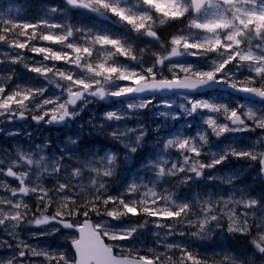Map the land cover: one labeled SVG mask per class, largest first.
<instances>
[{"label":"snow or ice","instance_id":"6c2138e0","mask_svg":"<svg viewBox=\"0 0 264 264\" xmlns=\"http://www.w3.org/2000/svg\"><path fill=\"white\" fill-rule=\"evenodd\" d=\"M79 9L114 16L134 33L156 41L159 50L152 51L151 60L145 61L146 50L139 49L138 57L126 37L77 27L70 13ZM157 20L159 25L187 20L180 30L187 34L171 36L166 46L154 30ZM0 43L18 50L11 56L5 54L6 60L0 64H22L41 85L13 84V74L0 76V119L11 122L30 117L38 125L66 126L75 123L88 104L120 98L121 107L104 112L102 123L94 119L88 123L120 143L126 150L125 160L142 148L147 130L142 123L128 129L109 122L127 121L154 102L171 110L161 116L179 120L200 115L206 125L194 135L177 131L162 138L156 158L145 165L153 178L147 183L139 176L125 180L122 191L116 189L115 195L109 191L108 181L117 174L119 155L102 149L101 156L87 141L70 137L69 146L53 156L45 154L47 145H37L34 152L17 148L14 156L0 158V190L7 193L0 195V228L16 241L15 247L0 242L10 252L0 256V264H36L33 258H38L39 264H256L258 257L264 264V215L258 217L255 212L257 208L264 211V192L259 199L239 188L226 198L213 192L181 199L171 189L157 190L159 182L171 178L176 181L174 187L190 186L189 193L205 180L220 179L233 185L235 175L225 179L205 171L229 158L258 162L264 175V136L245 146L235 138L236 133L264 132V0H62L34 22L0 18ZM23 50L40 59L27 61ZM116 57H124L128 63H120ZM189 57L196 62H189ZM165 70L170 75H164ZM258 81L260 86H249ZM201 89L218 96L190 98ZM226 89L231 90L229 97L243 93L246 102L232 107L221 102ZM164 92L184 94V103L178 106L182 111L172 110L171 97L157 99ZM210 134L231 142L220 141L223 146L218 151L205 152ZM172 149L175 159H171ZM202 154L210 156V161L203 162ZM8 177L14 178L16 187L7 183ZM46 177L52 178L51 188L45 186ZM32 196L35 211L26 200ZM131 217L142 221L126 223ZM224 221L228 233L251 236L250 256L224 253L210 257L196 251L194 244L166 239L178 234L202 240L217 229L223 230ZM150 222L157 229H167L163 237L159 231L154 233L163 251L136 246L138 234ZM25 223L37 228L52 226L51 232L31 233L35 239L61 229L76 232L71 239L74 252L32 246L19 239L16 229ZM178 226L190 231L177 233Z\"/></svg>","mask_w":264,"mask_h":264},{"label":"rangeland","instance_id":"374dc122","mask_svg":"<svg viewBox=\"0 0 264 264\" xmlns=\"http://www.w3.org/2000/svg\"><path fill=\"white\" fill-rule=\"evenodd\" d=\"M49 7L51 6L45 5V7L43 8V11H45ZM10 8L14 9L15 6L11 5ZM17 14L18 13L16 12L15 17ZM185 23L187 24V20H185ZM165 25H159V21L157 20L155 29H160L161 26H165ZM181 29H184V28L176 27L174 30V28L170 27L169 30H165L166 34L168 35L162 36V38H160V41L163 42L167 46V42L171 38V36L178 35V34H187V33H181L180 32ZM171 32H172V35L170 34ZM138 37L142 38L145 41V46L147 43V48L149 51L147 53L145 51L143 58L145 61H150L152 58L151 52L159 50L158 43L152 40L151 38H145L142 35H138ZM141 44L142 43L139 42V45ZM140 48H142V46H138V49ZM17 51L18 50L16 49L0 47V60H6L5 54H7L8 56H11L15 54ZM25 57L27 59V55H25ZM188 61L196 62V58L189 57ZM229 67L231 68V65ZM5 68H11L10 74H13L14 80L18 79L19 82L21 81L23 77H26V76H32L34 78V74L32 73L27 72V74H25V73H22L21 70H17L15 67V64H9L7 62L0 64V70L4 71ZM12 70H15L14 73L12 72ZM242 71L244 75H247L246 70H242ZM164 75H170V74L167 72V70H165ZM238 79H243V76H239ZM49 87L51 89V86ZM183 95L184 94L167 96V97H171L172 99V102H173L172 110L182 111L181 109H179L178 106L179 104L184 103ZM212 96L213 95L211 96H191L190 98L207 99ZM159 97L160 96H158L157 99H159ZM228 101L230 102L229 103L230 107L235 106L236 102L245 103L242 100L241 101L235 100L234 102H232L230 99H228ZM256 106L259 107L260 105L257 104ZM120 107H121L120 101H115L113 104H110V105H105L104 103H100V102L90 103L88 104L87 109L83 113H81V116L77 118L75 123L68 124L64 128L48 127L42 124L36 125L33 121L22 123V124H19V126H17V125H10L11 124L10 122L4 119H0V129H2L3 126H6L5 128L6 130L0 131V158H7L10 156H14L17 148L23 149L25 151L31 150L34 152L36 150L37 145H47L45 149V154L49 156H53V155H58L61 149H65L66 147L69 146L68 140L70 137L72 139L87 141V142H90L91 144H94L95 151L99 153V155L101 156L104 154V151H115L119 155L120 159L118 162L119 167L117 169V174L115 177L109 178V181H108V183L110 184L109 191L113 195H115L117 194L115 191L116 189H120L122 191L121 185L125 182V180H130V179H133L139 176L143 178L145 183H147L149 179L153 178L152 171L148 172L145 166L141 169H136V170L131 169L136 164L138 153L143 148V145L145 144V140L147 136L151 134V132H153V135L155 137L160 139V140H157V143L162 144L161 143L162 138L167 137L170 134L175 133L177 131H182L186 133L187 135H194L195 132L200 131L203 128H206V125L203 124V120L201 119L200 115H196L195 118L182 116L179 120H172L170 117L161 116L160 115L161 112L171 111V110L164 108L160 106L158 103L154 102V104L150 105L148 108L140 109L139 112L135 116H132L127 121L109 122L113 124L114 126L115 124L119 123L121 127H126L128 129L137 128L139 124L142 123L144 128L147 130V135L144 137L142 141V148L139 149L137 153L131 154L128 157V159L125 160L124 156L126 154V150L123 148V146L120 143L113 141L106 134H101L99 129L93 130L92 127L88 123L89 120H93V119H94V122L102 123L103 122L102 115L104 112L114 111ZM15 122H18V120H15ZM220 122H224L222 118L220 119ZM12 128H14L16 131H22V133L18 135H11V133H17V132L12 131ZM157 128H159V132L156 131ZM108 130L111 131V129H108ZM77 133H79V136L76 135ZM129 136H130V139H133V140L135 139L134 134L130 133ZM260 136H264V132H262L259 129H257L256 132H244V133L235 134V138H238L240 146H245L251 143L252 141H255ZM53 138H55V141ZM56 139L58 140V142H56L57 141ZM220 141H223V144H227L231 142V141L224 140L223 137L217 139L216 137L210 134L209 135V147L205 149V152L218 151V148L220 146H223V144H220ZM212 145H217V146H212ZM102 149L104 151H102ZM174 150L175 149L170 150L173 153L171 159H175ZM155 158L156 156L154 158L150 157V159H155ZM201 159L203 160V162L207 163L210 161V156H206L202 154ZM205 171H206V175L223 177L225 179H227L231 175H235L236 178L234 180L233 185L225 184L220 179H217L215 181L205 180L203 184L193 187V190L191 193L188 192V187L190 186H186L184 194L182 196H179L181 199H184L186 196H194L197 194H200L201 196H203V195H207L208 193H213V192H216L219 195H224L226 198L228 194H231V191L234 188H239L242 191H245L249 196L259 199L262 192H264L262 191V189L258 191V188L256 189L257 191H251L252 187L258 185L260 183V178H262L260 176V173L258 171V167L255 161H249L247 159L229 158V160L226 161L224 164L217 165L215 169H206ZM119 175H121L120 178L115 179L116 177H119ZM51 179L52 178L50 177L49 179L48 177L44 178V183L46 187L51 188L53 186ZM250 179H252L251 183L246 185V181ZM7 182H9L10 185L11 184L17 185V183L14 181V178H11V177L7 178ZM83 182L87 184L88 182L87 176H85ZM175 183L176 181L174 180V184ZM204 185H208V187L205 188ZM173 188L174 187L172 186L171 190H173ZM179 188L180 187H178V190ZM174 189L176 190V188ZM157 190L159 191V186ZM6 194L7 193H4L3 190H0V195H6ZM26 200L30 205H33V211H35V207H34L36 203L35 197L32 196L30 198H26ZM255 212H256V216L258 217L261 215H264V211H262L260 208L255 209ZM141 221H142V218H139V217L126 219V223L128 222L136 223V222H141ZM223 223H224L223 230L217 229L210 236L202 240H194L192 237L188 235H185L184 237H180L178 234L173 237H167L166 239L170 243H177V242H180L181 240H184L190 244H194L196 251H199L201 254H206L210 257L216 254H224V253H232L233 255H236L239 257L250 256L253 251L252 245L250 243L251 236H246V235H242L238 233H228L227 232V221H224ZM21 227H22V230L20 229L21 240H24L26 243H29L28 238L34 239L33 242L29 243L32 246L49 247L51 250L63 251L66 253L74 252V250L71 248V239L75 237L74 233L61 229L60 232L47 235V237L51 236V239L46 238L45 236L40 237L39 239H35L32 237L31 233L36 232V231L51 232L52 226H40L39 228H37L34 225H28L25 223V224H22ZM16 231L19 232L17 229ZM157 231H159L161 233V236L163 237L167 229H157L150 222L148 227L142 233L138 234L139 238L136 241V246L143 248V249L157 248L158 250L163 251L161 244L157 242V237L154 235V233ZM176 231L177 233L180 231H183L187 234L190 230L187 227L178 226ZM0 232L8 235V233L3 228H0ZM63 232H65L66 234H63ZM237 235L238 237H242V239L236 237ZM252 235L253 236L255 235V230H253ZM243 238H247L245 239L247 243H245ZM8 239H10L9 235H8ZM239 240H242L243 242H240ZM232 241L233 242L238 241L239 244L234 245ZM246 244L249 245L250 248H247ZM172 254L173 256H175L174 253ZM24 264H28V262L25 261ZM256 264H262L261 258L258 257L256 259Z\"/></svg>","mask_w":264,"mask_h":264},{"label":"trees","instance_id":"16d2710c","mask_svg":"<svg viewBox=\"0 0 264 264\" xmlns=\"http://www.w3.org/2000/svg\"><path fill=\"white\" fill-rule=\"evenodd\" d=\"M6 2L8 1H15L17 2L23 9H29V13H32V16L35 14L33 11H39L41 8L45 7L47 3H51V5H60L62 4V0H4ZM83 10V11H82ZM82 10H73L70 13L71 22L75 24L77 27H83L87 26L95 30H106L108 34L113 36H121L126 37L129 41V35L127 33L133 34L134 32L131 31L130 28H127V25L122 24L116 20L114 16L108 15V16H100L99 14H92L87 11V13H84V9ZM2 18V17H0ZM83 20L86 22L84 23ZM98 23V24H96ZM99 25V26H97ZM170 27L165 26L163 28V31L169 30ZM172 35V32L170 33ZM43 45H47L50 42H41ZM27 51V50H26ZM28 53V52H27ZM31 58L35 57V59H38V56H35V54H30ZM102 55V54H101ZM121 57H116L115 59L119 61ZM30 61V60H29ZM28 72V71H27ZM32 82H36L35 79L32 76H26L19 80H13V84H19V85H30L32 86ZM40 85V84H39ZM247 243V241H246Z\"/></svg>","mask_w":264,"mask_h":264},{"label":"flooded vegetation","instance_id":"af4514ba","mask_svg":"<svg viewBox=\"0 0 264 264\" xmlns=\"http://www.w3.org/2000/svg\"><path fill=\"white\" fill-rule=\"evenodd\" d=\"M12 187H16L17 185H13L11 184ZM80 222H81V219L80 218H77ZM20 229L22 230V227L20 226L17 230L19 231V239H21V233H20ZM63 230V229H62ZM63 234H66L65 232H63ZM51 235V234H50ZM75 235V234H74ZM51 239V236L49 237ZM44 239V238H43ZM9 240V242H8ZM3 241H7L8 244H12L13 247H15L16 245V241L14 238L10 237V239H8V235L7 234H4V233H1L0 232V242H3ZM29 244V243H28ZM10 252L9 250L5 249L3 246H2V243H0V256H6V255H9ZM36 262V264H39V259L38 258H33Z\"/></svg>","mask_w":264,"mask_h":264},{"label":"bare ground","instance_id":"6f19581e","mask_svg":"<svg viewBox=\"0 0 264 264\" xmlns=\"http://www.w3.org/2000/svg\"><path fill=\"white\" fill-rule=\"evenodd\" d=\"M54 139V141H55V138H53ZM57 140V139H56ZM56 142H58V140L56 141ZM8 184H9V182H7ZM50 212H49V214H51V209L49 210ZM68 232H70V231H68ZM71 233H74L75 234V236L77 235V233L76 232H71ZM46 238H49V237H47V235L45 236ZM236 237H238V235L236 236ZM244 239V241H245V239H247V238H243ZM28 241H29V243H31V242H33L34 241V239H32V238H28ZM240 242H243L242 240H239ZM233 242V241H232ZM56 243V242H55ZM231 243V242H230ZM245 243H246V241H245ZM233 244L234 245H238L239 243H238V241H234L233 242ZM56 245V244H55ZM232 246V245H231ZM246 246H247V248H250V246L249 245H247L246 244ZM239 247V246H238ZM236 248V247H235ZM243 248H244V246H243ZM242 248V249H243ZM237 249H239V248H237ZM246 249V248H245ZM248 251V250H247ZM143 254V253H142ZM174 255H176V253H174Z\"/></svg>","mask_w":264,"mask_h":264},{"label":"water","instance_id":"95a60500","mask_svg":"<svg viewBox=\"0 0 264 264\" xmlns=\"http://www.w3.org/2000/svg\"><path fill=\"white\" fill-rule=\"evenodd\" d=\"M204 90H207V89H201L200 91H204ZM169 93H171V92H164V93H162V94H169ZM106 102H110V99H108V100H105Z\"/></svg>","mask_w":264,"mask_h":264}]
</instances>
